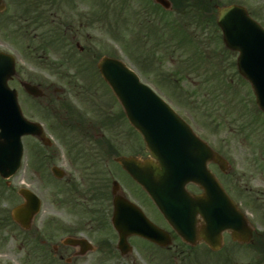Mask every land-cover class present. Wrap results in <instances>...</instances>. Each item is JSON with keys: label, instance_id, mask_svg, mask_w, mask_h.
<instances>
[{"label": "rangeland", "instance_id": "1", "mask_svg": "<svg viewBox=\"0 0 264 264\" xmlns=\"http://www.w3.org/2000/svg\"><path fill=\"white\" fill-rule=\"evenodd\" d=\"M124 1L127 10L121 14L115 7L119 8L120 3ZM124 1L88 0V11H92L91 34L81 43L90 47L92 62L80 66L71 62L60 64L57 74L48 72L44 63L33 64L25 60L22 57L25 42L20 38L10 43L6 38V32L0 31V48L10 46L17 53L19 76L14 77L10 85L18 89L25 115L44 123L47 132L53 137L57 151L65 152L69 144L39 110L38 104L41 102L27 93L20 80L43 82L44 86L55 82L56 86L64 89L62 94L72 104L86 110L88 116L100 117V111L96 106L92 107L91 103L83 102L82 97L87 91L113 114H121L120 104L97 71V61L102 56L120 57L164 96L203 138L226 156L232 167L236 168L243 178L250 179L249 185L252 190L245 197L247 201L243 202L242 208L248 210L256 231H264V206L258 207L253 202L254 198L264 204V112L256 103L250 83L237 72L233 64L236 53L225 47L221 31L216 24L218 7L232 0H211L210 10L215 13L211 16L209 24L205 23L203 28L196 29L194 25L188 26L186 20H181L185 23L186 29H193L198 38L201 39L200 36L203 38V43L191 44L180 43L181 39L175 37L170 39L166 31L163 33L159 30L158 36H161L159 38L157 34L156 37L155 34L151 35L150 29L147 28L149 17L144 16L145 19L142 17L145 25L139 27L137 11H134V0ZM251 2L253 6H262L261 11H253V13L264 25V0H251ZM178 15L173 13V19ZM154 26H152L153 30L156 29ZM159 40L162 41L161 44ZM66 50L61 49V57ZM73 51L75 52V50L71 52ZM83 67L86 69L79 70ZM26 70L34 74L27 76ZM109 128L121 130V137L124 140L122 153L130 154L144 150L141 139L125 118H120L118 125ZM23 141L25 153L21 168L10 178V183H6V187L5 182H0V185L2 184L0 189L5 190V194L0 197V206H5L6 209L22 201L23 197L18 193V189L22 186L30 187L45 200H53L56 178L49 167L42 171L35 156L36 149L43 147L32 135L24 136ZM48 152L53 154L52 150ZM212 168L216 170L215 166ZM37 221L38 215L33 220V227L36 226ZM12 227L14 228H4L2 232L0 231L2 234L0 264H39L36 256L33 261H27V256L36 251L29 246L30 244L22 242L20 227L16 225ZM225 256L231 257L229 264H249L257 254L250 244H238L231 237H227L223 249L209 256L210 260L205 259V261L219 264L222 261L217 260L224 259ZM97 257H99L98 252L91 253L89 255L91 261L88 264H98ZM115 262V258L103 257L99 264ZM261 264H264V260Z\"/></svg>", "mask_w": 264, "mask_h": 264}, {"label": "flooded vegetation", "instance_id": "2", "mask_svg": "<svg viewBox=\"0 0 264 264\" xmlns=\"http://www.w3.org/2000/svg\"><path fill=\"white\" fill-rule=\"evenodd\" d=\"M134 1L139 25L143 24L142 17H149L151 25L168 30L173 18V1L178 0H168L172 4L169 8L156 0ZM87 3L88 0H0V31L6 32L10 43L20 38L25 42L22 50L25 60L33 64L44 63L48 72L57 74L61 63V36L68 46L78 50L77 58L81 63L92 61L90 47L81 43L91 34L92 11H88ZM232 3L242 4L248 11L262 10V6H253L251 0H232ZM213 13L206 11L208 20ZM25 74L31 76L34 73L26 70ZM16 76H19L18 72ZM38 84L44 89L41 98L44 107L55 108L53 101L66 100L61 95L64 89L55 82L46 86L43 82ZM72 111L73 117L82 115L80 111ZM113 117L111 127L118 125L123 116L114 114ZM60 123L74 127L84 121L72 119ZM85 124L91 127L89 132L92 134L75 136L73 148L63 153L57 151L54 142L41 143L48 155L42 171L58 166L65 175L56 179L53 200L43 198L36 226L32 224L29 229H22V242L33 249L35 243L38 247L37 253L27 256V261H33L36 256L39 264H88L91 261L89 255L98 252V264L103 257L115 258L116 262L111 264H203L199 258L205 252L208 256L214 252L199 238L203 218L197 216L190 221L186 226L188 236L178 232L151 195L120 163L118 157L124 147L121 130H110V125H98L96 120ZM49 150L53 151L52 155ZM129 155L143 159L149 153ZM211 164L217 167L215 174L230 195L243 205L252 190L250 179L243 178L236 168L224 172L216 163ZM115 182L119 184L116 190ZM187 189L192 194L204 192L201 185L194 182L188 183ZM116 195L141 208L144 216L136 217L141 221L139 225L134 224L135 219L130 215H125L129 212L126 209L121 210L124 214L118 217L116 225ZM223 234L227 237L231 232Z\"/></svg>", "mask_w": 264, "mask_h": 264}, {"label": "water", "instance_id": "3", "mask_svg": "<svg viewBox=\"0 0 264 264\" xmlns=\"http://www.w3.org/2000/svg\"><path fill=\"white\" fill-rule=\"evenodd\" d=\"M218 22L226 44L240 51L239 70L251 81L257 102L264 110V27L235 5L222 7ZM98 65L154 157L142 161L122 156L119 158L122 165L149 191L165 214L172 217L180 231L188 216L200 213L206 221L200 236L212 248L222 245L225 229L231 230L234 239L249 242L253 227L208 169V162L213 160L226 170L229 167L226 159L198 137L172 106L142 82L123 60L105 56ZM14 73V57L0 52V174L5 178L21 165L22 135L31 133L49 142L41 124L24 117L17 92L8 85ZM23 84L28 92L42 94L39 86ZM53 171L56 176H63L57 168ZM191 180L202 184L204 195L191 196L187 192L185 186ZM20 193L26 203L14 207L12 214L28 228L39 210L40 198L28 188H21ZM115 203L116 207L120 204L119 197Z\"/></svg>", "mask_w": 264, "mask_h": 264}, {"label": "trees", "instance_id": "4", "mask_svg": "<svg viewBox=\"0 0 264 264\" xmlns=\"http://www.w3.org/2000/svg\"><path fill=\"white\" fill-rule=\"evenodd\" d=\"M199 2H201V0H188L187 4H186V7L187 8L198 7L197 3H199ZM176 7H178V6H176ZM173 28L175 29V32L178 30L175 26ZM66 134H68V133H66ZM81 134H84V133H81ZM260 241H261V239H260Z\"/></svg>", "mask_w": 264, "mask_h": 264}]
</instances>
